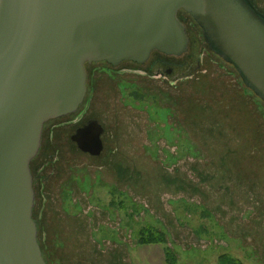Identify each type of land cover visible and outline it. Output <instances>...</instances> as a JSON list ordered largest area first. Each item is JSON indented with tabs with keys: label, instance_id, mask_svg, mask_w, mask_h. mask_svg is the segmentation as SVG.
Listing matches in <instances>:
<instances>
[{
	"label": "rangeland",
	"instance_id": "374dc122",
	"mask_svg": "<svg viewBox=\"0 0 264 264\" xmlns=\"http://www.w3.org/2000/svg\"><path fill=\"white\" fill-rule=\"evenodd\" d=\"M178 14L188 50L87 62L83 103L45 123L31 169L47 264H264V100ZM89 118L97 155L71 138ZM151 225L164 242H138Z\"/></svg>",
	"mask_w": 264,
	"mask_h": 264
},
{
	"label": "water",
	"instance_id": "95a60500",
	"mask_svg": "<svg viewBox=\"0 0 264 264\" xmlns=\"http://www.w3.org/2000/svg\"><path fill=\"white\" fill-rule=\"evenodd\" d=\"M180 8L264 100V11L253 0H0V264H47L31 161L45 123L83 103L86 63L144 62L155 49L184 53ZM104 132L89 118L71 138L97 155Z\"/></svg>",
	"mask_w": 264,
	"mask_h": 264
},
{
	"label": "trees",
	"instance_id": "16d2710c",
	"mask_svg": "<svg viewBox=\"0 0 264 264\" xmlns=\"http://www.w3.org/2000/svg\"><path fill=\"white\" fill-rule=\"evenodd\" d=\"M139 241L140 243H150V242H164L165 241V232L160 229L154 228L151 226L142 227L139 232ZM173 253V252H172ZM170 250H167V260L169 264H175V258L172 256ZM173 258V259H172ZM221 264H243L240 260L236 259L228 253H223L220 255Z\"/></svg>",
	"mask_w": 264,
	"mask_h": 264
},
{
	"label": "flooded vegetation",
	"instance_id": "af4514ba",
	"mask_svg": "<svg viewBox=\"0 0 264 264\" xmlns=\"http://www.w3.org/2000/svg\"><path fill=\"white\" fill-rule=\"evenodd\" d=\"M253 2H254V1H253ZM254 3H255V2H254ZM180 10L185 11L183 8H180L179 11H180ZM179 11H178V12H179ZM185 25H186V24H185ZM186 27H187V25H186ZM97 119H98V118H97ZM87 120H88V119H87ZM99 121H100V120H99ZM86 122H87V121H86ZM84 124H85V123H82L81 125L77 126L76 129H77L78 127L84 125ZM44 126H45V125H44ZM76 129H75V131H76ZM75 131H74V132H75ZM43 132H44V130H43ZM74 132H73V133H74ZM73 133H72V134H73ZM72 134H71V135H72ZM42 137H43V136H42ZM102 138H103V134H102ZM41 145H42V144H41ZM40 148H41V147H40ZM39 150H40V149H39ZM31 170H32V169H31Z\"/></svg>",
	"mask_w": 264,
	"mask_h": 264
},
{
	"label": "bare ground",
	"instance_id": "6f19581e",
	"mask_svg": "<svg viewBox=\"0 0 264 264\" xmlns=\"http://www.w3.org/2000/svg\"><path fill=\"white\" fill-rule=\"evenodd\" d=\"M33 160V159H32Z\"/></svg>",
	"mask_w": 264,
	"mask_h": 264
}]
</instances>
